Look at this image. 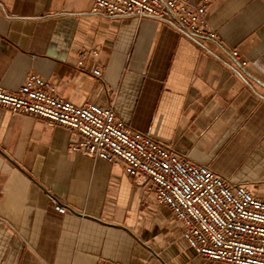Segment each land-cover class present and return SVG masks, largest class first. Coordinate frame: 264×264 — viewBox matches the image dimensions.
I'll return each instance as SVG.
<instances>
[{
    "label": "crops",
    "instance_id": "1",
    "mask_svg": "<svg viewBox=\"0 0 264 264\" xmlns=\"http://www.w3.org/2000/svg\"><path fill=\"white\" fill-rule=\"evenodd\" d=\"M93 1L0 0V89L34 74L73 105L113 102L126 125L264 200V0H210L219 43L92 14ZM68 141L0 107V264H218L195 258L119 165L71 154Z\"/></svg>",
    "mask_w": 264,
    "mask_h": 264
},
{
    "label": "built area",
    "instance_id": "2",
    "mask_svg": "<svg viewBox=\"0 0 264 264\" xmlns=\"http://www.w3.org/2000/svg\"><path fill=\"white\" fill-rule=\"evenodd\" d=\"M209 4L210 0H199L192 7L181 0H94L90 12L168 22L191 39L219 43L206 20ZM91 56L98 57V51ZM230 56L245 68L247 63L237 51H230ZM92 75L101 82L99 69ZM0 107L63 127L69 133L71 154L119 165L151 193L154 205L166 208L180 224L181 239L195 258L218 264H264V200L126 125L113 102L105 107L76 106L57 96L47 81L29 74L16 91L0 89ZM50 199L56 212H69Z\"/></svg>",
    "mask_w": 264,
    "mask_h": 264
}]
</instances>
